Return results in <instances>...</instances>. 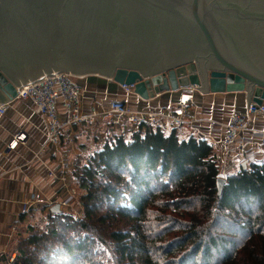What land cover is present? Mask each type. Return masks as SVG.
<instances>
[{"label":"trees","instance_id":"16d2710c","mask_svg":"<svg viewBox=\"0 0 264 264\" xmlns=\"http://www.w3.org/2000/svg\"><path fill=\"white\" fill-rule=\"evenodd\" d=\"M181 126L163 145L122 127L70 159L80 216L39 211L12 264H264V159L228 172L218 194L215 148Z\"/></svg>","mask_w":264,"mask_h":264},{"label":"water","instance_id":"95a60500","mask_svg":"<svg viewBox=\"0 0 264 264\" xmlns=\"http://www.w3.org/2000/svg\"><path fill=\"white\" fill-rule=\"evenodd\" d=\"M54 70L144 100L191 87L264 104V0H0V104Z\"/></svg>","mask_w":264,"mask_h":264},{"label":"crops","instance_id":"0c3cea01","mask_svg":"<svg viewBox=\"0 0 264 264\" xmlns=\"http://www.w3.org/2000/svg\"><path fill=\"white\" fill-rule=\"evenodd\" d=\"M81 87L84 111L94 102H109L112 100L125 102L138 110H153L160 113L171 111L177 104L175 93L163 92L153 98L144 100L137 94H126L121 85L108 80V78L88 75L78 77ZM193 94V100L187 104V112L180 131L184 135L208 134L218 158L223 155L221 140L224 134V125L231 113L241 112L246 101L244 92L224 93L222 98H215L213 93L200 92L197 89L187 90ZM252 100V98H250ZM211 121L214 124H211ZM160 120L153 127H142L141 132L146 141L163 145L167 136H162L159 131L162 127ZM258 128L264 130V118L255 120ZM83 135L73 141L68 140L66 132L62 133V146L67 148L74 158H83L99 149L108 132L115 131L108 118H100L94 124H82L75 126ZM129 129L128 127L125 129ZM133 128H130L129 131ZM22 131L25 138L13 149L8 144L13 136ZM46 136V122L38 117L33 110L32 102H23L19 111L8 110L0 118V173L4 175L0 179V251L13 247L14 240H10L8 232L10 226H17V233L23 234L26 225L39 212L30 211L27 214L21 212L23 202L33 192L53 194L55 189H60L57 180L48 178V171L58 167L56 146H48L42 153L41 147ZM233 167L231 171L236 170ZM5 257L0 255V264Z\"/></svg>","mask_w":264,"mask_h":264},{"label":"built area","instance_id":"2783aa9c","mask_svg":"<svg viewBox=\"0 0 264 264\" xmlns=\"http://www.w3.org/2000/svg\"><path fill=\"white\" fill-rule=\"evenodd\" d=\"M74 75L69 71L58 70L44 73L32 81H28L18 88L17 95L8 103L0 104V118L8 111H19L23 102H32L34 113L46 122V136L41 147L42 153L48 146H56L58 167L48 171V178L57 180L60 189H55L53 194L33 192L23 202L21 212L27 214L30 211L41 212L59 204L61 210L72 208L73 213L81 210L78 203L80 189L76 186L72 177L70 165V151L62 146V133L66 132L68 140L80 138L83 133L75 126L82 124H94L100 118H108L114 130L122 127L137 129L153 127L162 120L159 134L167 136L171 128L180 126L184 122L187 112V104L193 100V94L182 91L177 104L171 111L160 113L153 110H138L130 107L125 102L112 100L109 102H92L87 111L83 109L81 87L74 81ZM121 89L128 95L134 93V85H121ZM215 98H222L224 93H213ZM264 118V104L250 100L241 112L231 113L224 125V134L221 140L223 155L220 158L219 177L223 178L233 167L241 166L242 162L264 159V130L257 127L255 120ZM213 125L214 122L211 121ZM131 129V130H133ZM25 135L18 131L8 144L13 149L22 142ZM197 139L209 144L212 139L208 134L196 135ZM4 173H0V179ZM1 197V188H0ZM44 218V216H43ZM17 226H10L8 237L15 239ZM0 255L5 257L3 264H12L16 255L13 247L9 251L1 250Z\"/></svg>","mask_w":264,"mask_h":264},{"label":"rangeland","instance_id":"374dc122","mask_svg":"<svg viewBox=\"0 0 264 264\" xmlns=\"http://www.w3.org/2000/svg\"><path fill=\"white\" fill-rule=\"evenodd\" d=\"M66 71V70H65ZM47 74V73H46ZM90 75V74H89ZM87 76V75H86ZM95 76H98V77H103V78H107V77H105V76H103V75H99V74H97V75H95ZM74 81L78 84V77H76V76H74ZM108 80H109V78H108ZM112 81V80H111ZM79 85V84H78ZM167 138V137H166ZM81 194V193H80ZM78 203H80L79 202V200H78ZM67 210H69V211H72V208H70V207H68L67 208ZM73 212V211H72ZM80 213H81V210L79 211V212H76V213H73V214H75L76 216L77 215H79L80 216ZM38 218H40V216L38 215V214H36L35 216H34V219L33 220H38ZM41 220H44V219H41ZM16 239V238H15ZM15 239H14V242H15ZM13 246H14V244H13ZM14 252H15V250H14ZM15 255H16V252H15Z\"/></svg>","mask_w":264,"mask_h":264},{"label":"bare ground","instance_id":"6f19581e","mask_svg":"<svg viewBox=\"0 0 264 264\" xmlns=\"http://www.w3.org/2000/svg\"><path fill=\"white\" fill-rule=\"evenodd\" d=\"M55 71V70H54ZM56 71H58V70H56ZM200 91V90H199ZM200 92H202V91H200ZM187 94H188V92H186ZM190 93V92H189Z\"/></svg>","mask_w":264,"mask_h":264},{"label":"flooded vegetation","instance_id":"af4514ba","mask_svg":"<svg viewBox=\"0 0 264 264\" xmlns=\"http://www.w3.org/2000/svg\"><path fill=\"white\" fill-rule=\"evenodd\" d=\"M178 67H180V66H176V67H173V68H175V69H176V68H178Z\"/></svg>","mask_w":264,"mask_h":264}]
</instances>
